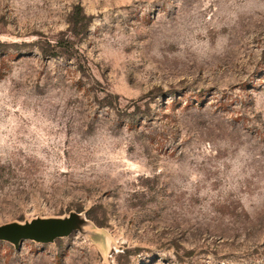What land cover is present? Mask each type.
I'll return each mask as SVG.
<instances>
[{
	"label": "rangeland",
	"instance_id": "1",
	"mask_svg": "<svg viewBox=\"0 0 264 264\" xmlns=\"http://www.w3.org/2000/svg\"><path fill=\"white\" fill-rule=\"evenodd\" d=\"M37 217L0 264H264V0H0V224Z\"/></svg>",
	"mask_w": 264,
	"mask_h": 264
},
{
	"label": "water",
	"instance_id": "2",
	"mask_svg": "<svg viewBox=\"0 0 264 264\" xmlns=\"http://www.w3.org/2000/svg\"><path fill=\"white\" fill-rule=\"evenodd\" d=\"M68 219L62 217H37L27 221L0 224V239L17 245L22 239L48 242L67 230Z\"/></svg>",
	"mask_w": 264,
	"mask_h": 264
},
{
	"label": "trees",
	"instance_id": "3",
	"mask_svg": "<svg viewBox=\"0 0 264 264\" xmlns=\"http://www.w3.org/2000/svg\"><path fill=\"white\" fill-rule=\"evenodd\" d=\"M48 45H49V46L46 47L45 50H48L49 47H51V49H54L55 44L48 43Z\"/></svg>",
	"mask_w": 264,
	"mask_h": 264
}]
</instances>
